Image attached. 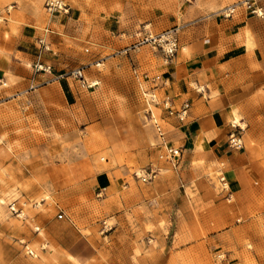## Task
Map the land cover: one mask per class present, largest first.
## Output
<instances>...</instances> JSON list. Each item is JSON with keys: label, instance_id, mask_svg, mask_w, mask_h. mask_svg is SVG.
I'll use <instances>...</instances> for the list:
<instances>
[{"label": "crops", "instance_id": "0c3cea01", "mask_svg": "<svg viewBox=\"0 0 264 264\" xmlns=\"http://www.w3.org/2000/svg\"><path fill=\"white\" fill-rule=\"evenodd\" d=\"M13 1L16 32L9 33L10 42L25 47L32 33L26 26L44 18L45 0ZM66 2L71 13L49 18L46 26L52 34L64 37L68 29L74 39L88 41L105 25L121 36L131 34L136 19L130 18L142 8V0ZM257 21L244 8L218 6L196 11L184 23L177 55L152 71L169 81L163 92L175 106L191 103L185 122L166 114L161 120L165 142L183 150L179 167L152 156L149 163L155 162L161 173L150 184L141 185L126 168L125 174L98 172L74 186L75 219L60 204L64 219L42 220L40 227L61 260L119 264L117 252L131 256L135 250L140 253L138 264H197L211 252L226 259L225 264L249 254L264 256V104L259 99L264 56ZM234 123L245 128L240 150L229 146ZM162 142L155 156L164 152ZM217 174L226 178L227 191L221 190ZM95 203L109 219L105 224L113 223L108 236L98 234L101 226L92 220ZM247 243L253 248L248 250ZM103 251L106 262L100 261Z\"/></svg>", "mask_w": 264, "mask_h": 264}, {"label": "rangeland", "instance_id": "374dc122", "mask_svg": "<svg viewBox=\"0 0 264 264\" xmlns=\"http://www.w3.org/2000/svg\"><path fill=\"white\" fill-rule=\"evenodd\" d=\"M47 1L44 18L26 26L32 33L25 47H16L9 33L16 32L12 16L17 3L0 0V264H68L40 228L42 220H59L60 204L74 220V186L98 172L125 174L129 168L132 179L140 182L134 174L156 164L149 163L152 156L159 157L155 149L160 139L151 112L159 122L166 113L150 96L160 101L166 95L152 83L159 75L152 71L167 63L153 38L179 29L181 39L182 26L199 10L222 6L251 13L249 2L262 13L251 16L258 20L255 29L264 56V0H142L140 14L130 18L136 19L134 32L121 36L116 28L111 32L109 26H100L92 41L74 39L68 29L64 37L52 34L47 20L68 15L71 8L61 0L64 10L51 14ZM76 70L83 72V79L73 75ZM259 89L264 104V86ZM216 176L220 182V174ZM13 202L24 217L11 214ZM93 209L92 220L101 226L98 234L108 236L113 223L105 225L109 219L98 203ZM139 256L137 250L131 256L119 251L116 258L119 264L130 259L138 264ZM106 260L103 251L100 261ZM225 261L211 252L197 264ZM239 262L264 264V256L245 255L233 264Z\"/></svg>", "mask_w": 264, "mask_h": 264}, {"label": "built area", "instance_id": "2783aa9c", "mask_svg": "<svg viewBox=\"0 0 264 264\" xmlns=\"http://www.w3.org/2000/svg\"><path fill=\"white\" fill-rule=\"evenodd\" d=\"M246 5H247V8L251 10V13L258 15V16H262V13L260 14L258 10L252 9L253 5L249 4V2H247ZM47 8L51 14H55L61 10H64L63 8H65V6H63V3L61 0H48ZM234 9H230V10H234ZM152 41L154 45L157 46L161 50V52L164 55L165 62L168 64L171 62V60L175 58L178 51L180 50L181 43H180V37H179V29H173V30L167 31L157 36L156 38H153ZM73 75L79 79L84 78L83 72L81 70L74 71ZM152 83L155 85V87H160L162 89L167 88L169 85V81L162 79L161 76H155L152 79ZM150 102L156 105H161L168 118L176 117L180 122L186 121L187 117L189 116V112L191 110L190 102H184L180 106L177 107L175 106L172 98L169 95L164 96L162 100L159 101L157 96L155 94H152L150 96ZM29 104L30 103L27 102V105ZM151 117L154 120V124L157 129L159 138L161 139V141H163L162 146L164 147V152L159 155V160L162 162L169 163L175 168H178L183 158L182 148L174 147L173 145L165 142V133H164L161 122H159L155 118L153 112H151ZM244 132H245V128H243L241 125H238L236 123L232 124V132L229 135V146L231 148L240 150L244 147V143H243V133ZM160 173H161V169L158 167V165L151 164L146 170L135 173L134 176L140 182L146 184V183H151L155 181L160 175ZM220 183H221V190L227 191L228 183L225 177L223 176L220 177ZM9 210L11 214L16 215L18 218L24 217V211L21 208H18L15 202L9 205ZM64 217H65L64 213H60L58 215L59 220H63Z\"/></svg>", "mask_w": 264, "mask_h": 264}, {"label": "bare ground", "instance_id": "6f19581e", "mask_svg": "<svg viewBox=\"0 0 264 264\" xmlns=\"http://www.w3.org/2000/svg\"><path fill=\"white\" fill-rule=\"evenodd\" d=\"M71 259L75 261V259H74V258H72V257H71Z\"/></svg>", "mask_w": 264, "mask_h": 264}]
</instances>
